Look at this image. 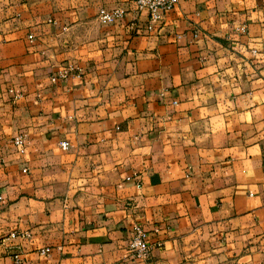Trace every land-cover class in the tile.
<instances>
[{
    "label": "crops",
    "instance_id": "crops-1",
    "mask_svg": "<svg viewBox=\"0 0 264 264\" xmlns=\"http://www.w3.org/2000/svg\"><path fill=\"white\" fill-rule=\"evenodd\" d=\"M148 15L0 0V264H264V0Z\"/></svg>",
    "mask_w": 264,
    "mask_h": 264
},
{
    "label": "built area",
    "instance_id": "built-area-1",
    "mask_svg": "<svg viewBox=\"0 0 264 264\" xmlns=\"http://www.w3.org/2000/svg\"><path fill=\"white\" fill-rule=\"evenodd\" d=\"M137 4L138 11H147L149 20L147 29L149 31L154 30L158 25H162L166 19L167 13L171 12L179 3L180 0H134ZM102 23H112L122 17V11L120 9H115L109 11L102 8L98 15ZM65 76V73L64 75ZM23 138L18 137L15 139L16 145H22ZM61 148L67 150L69 148L68 142H62ZM12 237H20L29 239L30 234L25 233H13ZM129 250L137 260H146L150 257L151 246L147 243V231L141 225H135L132 228V236L129 242ZM50 249L46 248L41 251V253L49 254ZM19 263V261H18Z\"/></svg>",
    "mask_w": 264,
    "mask_h": 264
}]
</instances>
